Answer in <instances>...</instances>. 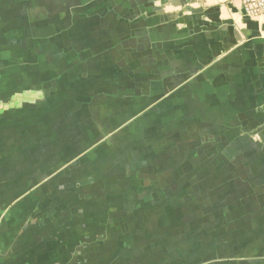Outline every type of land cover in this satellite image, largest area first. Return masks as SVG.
I'll return each mask as SVG.
<instances>
[{
	"label": "crops",
	"instance_id": "1",
	"mask_svg": "<svg viewBox=\"0 0 264 264\" xmlns=\"http://www.w3.org/2000/svg\"><path fill=\"white\" fill-rule=\"evenodd\" d=\"M0 264H264V16L0 0Z\"/></svg>",
	"mask_w": 264,
	"mask_h": 264
},
{
	"label": "built area",
	"instance_id": "2",
	"mask_svg": "<svg viewBox=\"0 0 264 264\" xmlns=\"http://www.w3.org/2000/svg\"><path fill=\"white\" fill-rule=\"evenodd\" d=\"M240 3L245 16H264V0H240Z\"/></svg>",
	"mask_w": 264,
	"mask_h": 264
}]
</instances>
